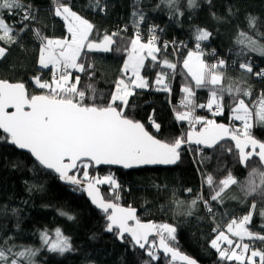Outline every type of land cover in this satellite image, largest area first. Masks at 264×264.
Wrapping results in <instances>:
<instances>
[{"label": "snow or ice", "instance_id": "6c2138e0", "mask_svg": "<svg viewBox=\"0 0 264 264\" xmlns=\"http://www.w3.org/2000/svg\"><path fill=\"white\" fill-rule=\"evenodd\" d=\"M140 0H133V25L135 33L129 41V46L123 49L127 52V59L123 63L122 78L115 82V92L110 95L106 104L97 103L98 93L93 83L80 87L81 76L72 75V70L82 73L92 80L95 70L92 64L85 67L82 52H112L115 44L114 37L118 32H105L101 41H89L93 34L94 25L63 0H53L51 10L55 17L60 18L70 34L65 37L50 38L41 34L39 29L33 28L32 22L37 19L39 9L31 3L22 0H0V61L9 54L13 45L23 49V35L31 31L33 38L39 41L36 63L40 68L51 67V80H43L41 76L32 77L34 85L42 90L41 94H30L22 82H10L0 79V130L4 136L0 140L10 143L20 150H27L34 160L46 171H50L58 178L71 186L75 192L85 193L106 219L105 231L114 233L122 242L128 234L129 246L135 250L139 248L150 258L143 264L159 260L162 253L172 262L182 261L185 264L197 262L181 253L173 245L176 243L177 227L173 224L142 222L136 215V209L124 207L119 203L120 184L113 174L103 177L92 176L90 168L100 165H119L124 168L140 167L145 165H176L182 160V153H195L193 163L197 170L212 157L205 155L206 150L227 152L245 168L254 157L264 167V141L253 135L254 127L264 128V90L259 92L256 99H251L253 89L247 85L248 76L259 78L264 82V68L254 71L253 61L246 57L256 53L264 57V44L257 38L237 29L234 41L235 50L229 49L236 58L231 60V67L239 69L241 79L232 80L225 73L229 62L217 57L216 62L209 64L206 55L217 56L216 50L206 52L202 46L208 42L213 33L206 28L193 29L194 49H188L184 55L182 49H187L183 41H163L157 32H163L158 25L148 28L145 41L140 32V25L145 21V13L138 7ZM169 11L178 19L184 13L180 11L179 0H161ZM209 8L212 0H204ZM89 10H98L106 13L109 5L107 0L103 4L100 0H88ZM159 7V5H157ZM188 9L199 7L197 0H187ZM17 16L16 23L9 24L5 18ZM228 16L237 13L231 7L227 8ZM214 20L228 22L225 18L210 12ZM245 23L256 37L264 38L259 26L264 25V19L251 13L245 16ZM128 25L124 26L126 30ZM172 48L175 62L167 58L168 49ZM115 51H121L116 48ZM86 59V56L83 57ZM147 69L159 68L155 79L149 82L142 72ZM178 64L181 67L178 69ZM128 82L124 76L128 73ZM181 75L184 83L181 87L183 96L180 107L174 109V119L177 123L184 122L189 130L182 132L171 140L158 139L146 130L145 125L125 114L129 106V97L135 95L136 90H145L154 87L156 91L171 93V83L177 75ZM225 81H227L225 83ZM194 89H207L209 99L207 103L195 102ZM229 97L227 108L230 112V124L217 123L216 119H208L195 115V110L207 109L213 117L222 116L225 112L224 98ZM120 106H116V102ZM247 101V102H246ZM12 108L14 111H9ZM149 124L157 133H161V124L156 122L155 112L148 117ZM232 121H239V127H232ZM199 125V130H197ZM229 142H234L228 146ZM202 187L207 186L210 199L205 200L203 195H197L188 205L185 215H193V209L202 203L207 212L216 219L212 202L223 206L226 200H237L230 195L232 186L240 189L243 196L258 195L264 200V171L253 168L245 181H238L229 171L223 179L216 181L209 173H201ZM98 185H108L112 200H105L100 194ZM29 190H32L31 188ZM42 190V189H41ZM191 193V189H186ZM243 203L244 201H239ZM183 204V201L178 202ZM255 201L251 204L247 214L230 219L226 230H220L219 225L213 228L217 234L211 239L210 245L218 251L222 260L236 261L238 264H264V250H259L255 242H264V234L253 232L248 227L256 212ZM15 211V210H14ZM60 216L67 220L75 217L67 212L60 211ZM264 219V209L259 211ZM132 222V223H130ZM264 228V225H261ZM149 237H153L151 240ZM41 247L36 248L15 243L7 247L0 246V264H36L38 254L46 249L50 253L64 255L74 251L71 237L64 234L60 227H56L50 234L47 228L39 232ZM234 238H239L236 242ZM245 238L248 243H244ZM223 242L226 247H222ZM7 244V240L4 241ZM147 246V247H146ZM19 249V250H17Z\"/></svg>", "mask_w": 264, "mask_h": 264}, {"label": "trees", "instance_id": "16d2710c", "mask_svg": "<svg viewBox=\"0 0 264 264\" xmlns=\"http://www.w3.org/2000/svg\"><path fill=\"white\" fill-rule=\"evenodd\" d=\"M23 3H31L39 9L37 19L32 22V27L39 29L41 34L48 37H64L67 34L63 21L52 14L53 0H22ZM73 6L84 18L88 19L95 27L89 41L99 42L103 34L118 32L114 37L115 46L110 53L82 52V60L85 67L92 64L95 77L89 80L82 73L80 87L93 83L98 93L97 103L106 104L110 95L115 92V82L122 78V67L127 59L129 41L135 33L133 18V0H107L109 5L106 13L98 10H89L88 0H63ZM105 0H100L103 4ZM198 8L188 9L187 0H179L180 11L184 13L178 19L169 11L161 0H140L138 7L145 13V21L140 25L148 28L158 25L164 30V35L170 39L187 40L195 44L193 29L196 27L206 28L213 33V37L204 45L215 49L217 56H205L209 63H215L217 57L224 58L229 62L225 73L232 80L241 79V73L237 68L231 67V60L236 57L229 49L236 48L234 41L237 37V29L257 38L264 44V38L256 37L255 32L249 30L245 23V16L251 13L264 19V0H212V7L197 0ZM159 5V7H157ZM231 7L235 16H228L227 8ZM216 12L217 16L225 18L228 22L214 20L210 12ZM9 24L16 23L19 27L17 16L5 14ZM128 25L124 30V26ZM259 31L264 33V25L259 26ZM39 41L33 38L31 31L23 35V49L13 45L9 48L7 57L0 61V79L10 82H22L30 94H41L34 85L32 77L39 75L42 79L51 80V69L42 70L36 63ZM120 48L121 51H115ZM188 49H182L184 55ZM86 56V59L83 57ZM167 58L175 62L172 51L168 49ZM254 63V71L264 68V57L256 53H250L248 57ZM146 70L142 75L148 77L150 85L155 79L159 68ZM181 67L178 64V69ZM126 76H124L125 78ZM227 81H225L226 83ZM184 80L177 75L171 83V93L156 91L154 87L145 90H136L134 96L129 97V106L125 108V114L130 118L140 121L145 127L159 139L171 140L182 132L189 130L184 122L177 123L174 119V109L184 110L180 107L183 93L181 87ZM247 85L253 89L251 99H256L261 90H264V82L259 78L248 76ZM197 104L207 103L209 92L207 89H194ZM247 102V101H246ZM229 97L225 96V112L222 116H216L217 123L230 124V112L227 108ZM120 106V102H116ZM155 112L156 122L161 124V133L157 134L149 124L148 117ZM195 115L211 117L207 109L195 110ZM232 127H239V121H232ZM0 131V136H4ZM253 135L264 141V128L254 127ZM232 143L229 142L228 146ZM195 153H182V160L172 168H142L125 171L112 167L90 168L92 176L103 177L113 174L120 184L119 203L122 206H131L138 210L141 220L152 221L157 224L169 223L177 227L176 243L173 245L182 253L196 259L201 264H238L236 261L222 260L218 251L210 245L211 239L215 238L213 228L219 225L224 230L231 218L242 217L247 214L251 204L255 201L257 208L253 214V220L248 227L251 231L264 234V219L259 216V211L264 209V200L258 195L244 197L240 189L232 186L230 195L237 200H226L223 206L212 202L216 219L207 212L202 203H198L193 209V215H185L190 202L203 195L205 200L210 199L207 186L202 187L201 173L211 174L216 181L223 179L230 171L238 181H245L248 173L257 168L264 171L257 158L249 161L247 168L243 167L236 158L227 152H212L206 150L205 155L212 157L211 160L197 170L193 163ZM106 200H112L110 187L98 185ZM32 190H29V189ZM42 189V190H41ZM186 189H191V193ZM183 201L181 205L178 202ZM239 201H244L240 203ZM15 210V211H14ZM60 211L74 216V220H67L60 216ZM56 227H60L64 234L71 237L74 251L58 255L42 250L36 259V264H143L150 258L143 250H133L129 246V238L122 242L114 233L105 231V215L98 211L87 199L85 193L75 192L70 186L64 185L60 179L50 171L44 170L34 158L18 150L16 146L0 140V246L7 247L10 244L26 245L39 248L41 241L39 232L47 228L50 234ZM7 240V244L4 241ZM256 247L264 250V242H255ZM19 250V249H17ZM159 260L151 261L150 264H174L170 259L158 253ZM247 264V263H245Z\"/></svg>", "mask_w": 264, "mask_h": 264}, {"label": "water", "instance_id": "95a60500", "mask_svg": "<svg viewBox=\"0 0 264 264\" xmlns=\"http://www.w3.org/2000/svg\"><path fill=\"white\" fill-rule=\"evenodd\" d=\"M115 46V44L113 45V47ZM96 53H99V54H101V53H103V52H96ZM9 111H14V109H12V108H9L8 109ZM219 123H222V122H219ZM224 124H226V123H224ZM197 127V126H196ZM146 128V127H145ZM146 130H148L147 128H146ZM197 130H199V128L197 127ZM1 132H3V130H0ZM149 131V130H148ZM150 132V131H149ZM159 139V138H158ZM232 144L234 143V142H231ZM17 148V147H16ZM18 149V148H17ZM18 150H20V149H18ZM20 151H22V152H26V153H28V154H30L27 150H20ZM31 155V154H30ZM255 158V157H254ZM177 164H179V163H177ZM176 164V165H177ZM176 165H145V166H140V167H133V168H124V167H122V166H119V165H100V166H97L96 168H101V167H112V168H117V169H122V170H125V171H130V170H137V169H142V168H156V167H162V168H172V167H175ZM244 167V166H243ZM264 168V167H263ZM56 175V174H55ZM57 176V175H56ZM58 177V176H57ZM61 181V180H60ZM62 182V181H61ZM64 185H67V186H70V185H68V184H66V183H64V182H62ZM71 187V186H70ZM99 187V186H98ZM99 189H100V194L103 196V193H102V190H101V188L99 187ZM86 195V194H85ZM86 197H87V195H86ZM104 197V196H103ZM87 199L91 202V200H90V198L89 197H87ZM105 199V198H104ZM106 200V199H105ZM92 204V203H91ZM93 205V204H92ZM98 211H100L95 205H93ZM124 207H126V206H124ZM136 209V208H135ZM137 210V209H136ZM101 212V211H100ZM136 215H137V217L141 220V218L138 216V210L136 211ZM142 222H149V221H144V220H141ZM130 223H132V222H130ZM126 235V237H128V234H125ZM153 237H149V239L151 240ZM121 241V240H120ZM147 247V246H146ZM182 253V252H181ZM160 254H162V255H164L163 253H162V251L160 252ZM183 254H185V253H183ZM187 255V254H186ZM165 256V255H164ZM188 256V255H187ZM190 257V256H189ZM190 258H192V257H190ZM192 259H194V258H192ZM196 262H197V264H201V263H199L196 259H194ZM175 262H178V263H180V264H185V262H182V261H175Z\"/></svg>", "mask_w": 264, "mask_h": 264}, {"label": "built area", "instance_id": "2783aa9c", "mask_svg": "<svg viewBox=\"0 0 264 264\" xmlns=\"http://www.w3.org/2000/svg\"><path fill=\"white\" fill-rule=\"evenodd\" d=\"M150 27V26H149ZM148 27V28H149ZM148 28H144V27H142V26H140V32H141V34H142V37H143V39L146 41L147 40V36H148ZM161 28V27H160ZM157 35L158 36H160V43L162 44V42L163 41H173V40H176V41H183V42H185L186 44H187V49H194L195 48V44H190V42L189 41H187V40H177V39H170V38H167L165 35H164V30H163V32L162 33H160L159 31L157 32ZM204 48H205V50H206V52H211V48H209L208 46H206V45H202ZM169 49L172 51V48L171 47H169ZM206 56H211V55H206ZM50 77L52 78V71H51V75H50ZM224 247H226V246H224ZM257 264H259L258 262H257Z\"/></svg>", "mask_w": 264, "mask_h": 264}, {"label": "rangeland", "instance_id": "374dc122", "mask_svg": "<svg viewBox=\"0 0 264 264\" xmlns=\"http://www.w3.org/2000/svg\"><path fill=\"white\" fill-rule=\"evenodd\" d=\"M75 11V10H74ZM65 37H68L69 39H70V34L69 33H67L66 34V36H64V37H52V38H61V39H63V38H65ZM51 38V37H50ZM51 67L52 66H49V69H51ZM42 70H48V69H43V68H41ZM77 71L76 70H72V75L75 77L76 75H77ZM126 77H125V81L126 82H128V77H130L131 76V73L129 72L128 74H126L125 75ZM44 79H42V81H43ZM46 80H48V79H46ZM50 81V80H49ZM198 116H203V117H206V118H208V119H213V118H215L216 119V117H213V116H211V117H209V116H205V115H198ZM197 127L199 128V125H197ZM239 218V217H238ZM224 230H226V227H225V229ZM235 240H236V242H240L239 241V238H234ZM244 243H248L249 241H248V239L247 238H245V240L243 241ZM221 244H222V247H224V246H227V245H225L223 242H221ZM260 250V249H259ZM257 259V262L259 263V259L258 258H256ZM245 263H247V262H245ZM174 264H180V263H178V262H175Z\"/></svg>", "mask_w": 264, "mask_h": 264}, {"label": "crops", "instance_id": "0c3cea01", "mask_svg": "<svg viewBox=\"0 0 264 264\" xmlns=\"http://www.w3.org/2000/svg\"><path fill=\"white\" fill-rule=\"evenodd\" d=\"M74 77V76H73Z\"/></svg>", "mask_w": 264, "mask_h": 264}]
</instances>
